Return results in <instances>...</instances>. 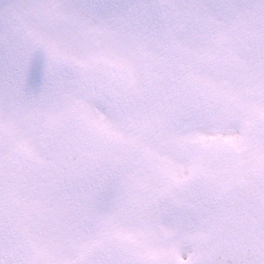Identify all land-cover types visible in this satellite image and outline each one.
<instances>
[{
	"label": "snow or ice",
	"instance_id": "1",
	"mask_svg": "<svg viewBox=\"0 0 264 264\" xmlns=\"http://www.w3.org/2000/svg\"><path fill=\"white\" fill-rule=\"evenodd\" d=\"M0 264H264V0H0Z\"/></svg>",
	"mask_w": 264,
	"mask_h": 264
}]
</instances>
